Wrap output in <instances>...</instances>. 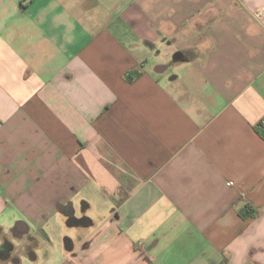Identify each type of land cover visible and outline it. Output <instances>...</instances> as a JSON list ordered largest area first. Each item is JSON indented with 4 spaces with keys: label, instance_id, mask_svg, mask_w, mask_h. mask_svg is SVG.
I'll list each match as a JSON object with an SVG mask.
<instances>
[{
    "label": "crops",
    "instance_id": "1",
    "mask_svg": "<svg viewBox=\"0 0 264 264\" xmlns=\"http://www.w3.org/2000/svg\"><path fill=\"white\" fill-rule=\"evenodd\" d=\"M263 123L264 0H0V264H264Z\"/></svg>",
    "mask_w": 264,
    "mask_h": 264
},
{
    "label": "flooded vegetation",
    "instance_id": "2",
    "mask_svg": "<svg viewBox=\"0 0 264 264\" xmlns=\"http://www.w3.org/2000/svg\"><path fill=\"white\" fill-rule=\"evenodd\" d=\"M0 250H1V253L3 255H5V253L7 251H14L15 248H14V246L12 244H10V243L7 242V243H4V245L2 246V248Z\"/></svg>",
    "mask_w": 264,
    "mask_h": 264
},
{
    "label": "trees",
    "instance_id": "3",
    "mask_svg": "<svg viewBox=\"0 0 264 264\" xmlns=\"http://www.w3.org/2000/svg\"><path fill=\"white\" fill-rule=\"evenodd\" d=\"M262 137L264 138V132L262 133ZM240 215L242 216V217H244V218H248V217H250L251 215H253V214H249L248 212H240ZM85 221V219H83V220H76V222L78 223V222H84Z\"/></svg>",
    "mask_w": 264,
    "mask_h": 264
},
{
    "label": "rangeland",
    "instance_id": "4",
    "mask_svg": "<svg viewBox=\"0 0 264 264\" xmlns=\"http://www.w3.org/2000/svg\"><path fill=\"white\" fill-rule=\"evenodd\" d=\"M24 264H31V263L26 261Z\"/></svg>",
    "mask_w": 264,
    "mask_h": 264
},
{
    "label": "built area",
    "instance_id": "5",
    "mask_svg": "<svg viewBox=\"0 0 264 264\" xmlns=\"http://www.w3.org/2000/svg\"><path fill=\"white\" fill-rule=\"evenodd\" d=\"M263 125H264V123H263Z\"/></svg>",
    "mask_w": 264,
    "mask_h": 264
}]
</instances>
